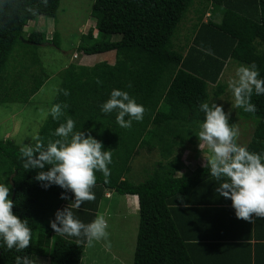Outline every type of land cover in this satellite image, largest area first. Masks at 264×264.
<instances>
[{
    "label": "trees",
    "instance_id": "1",
    "mask_svg": "<svg viewBox=\"0 0 264 264\" xmlns=\"http://www.w3.org/2000/svg\"><path fill=\"white\" fill-rule=\"evenodd\" d=\"M59 4L60 0H0L1 103H27L48 79L47 74L42 78L32 69L40 65V59L28 49L46 43L45 34L24 32L38 16H56ZM207 11L211 14L204 21ZM192 12L197 14L195 31L191 36L178 35L183 34V24ZM92 16L97 34L91 30L83 34L79 50L87 55L115 52L114 62L71 63L60 75L59 90L38 133L47 144L57 138L54 130L71 118L74 131L90 133L112 153L107 180L96 173L94 199L72 209L74 216L84 223L92 221L103 211L99 206L113 200L104 197L107 190L114 197L137 195L139 229L133 264H199L216 251L212 249V255L208 251L199 261L191 249L195 245L221 246L216 254L224 261L223 244L218 240L227 247L235 244L223 240L227 239L223 230L235 216L231 200L216 192L218 184L204 165L180 176L176 173L184 167V149L199 143L196 133L204 114L198 106L213 96L222 97L227 87L222 75L229 63L255 64L264 78V0H95ZM55 39L52 43L58 47ZM19 53L28 59L21 62L15 55ZM114 88L129 92L144 106L143 119L133 121L129 128L117 125L115 111H100ZM250 102L256 106L254 113L238 109L254 125L247 147L264 152V95L253 93ZM225 103L220 102L228 112ZM56 104L62 106L63 115L53 120L50 109ZM236 122L229 117L230 124L236 126ZM20 147L0 138V176H6L9 183L13 212L28 220L31 240L23 253L0 248V264H15V257L24 254L48 256L51 264H83L86 240L49 227L57 209L71 204L72 193L61 199L65 190L59 186L43 188L35 180L38 170L23 168ZM143 148L160 150L162 159L147 178L135 183L129 179L133 159ZM255 218L248 224L257 229ZM208 239L212 242H200Z\"/></svg>",
    "mask_w": 264,
    "mask_h": 264
},
{
    "label": "clouds",
    "instance_id": "2",
    "mask_svg": "<svg viewBox=\"0 0 264 264\" xmlns=\"http://www.w3.org/2000/svg\"><path fill=\"white\" fill-rule=\"evenodd\" d=\"M41 2L47 3V0ZM46 41L49 42L45 34ZM97 84H100L99 80ZM228 88L233 98L232 108L254 113L256 106L250 102L251 96L253 93L264 95V78L260 77L255 64L240 65L235 69L234 78L229 80ZM64 95H68L67 90ZM198 107L204 114L196 133L198 147L206 160L204 166L208 174L218 184L216 192L231 200L238 219L251 222L254 217L264 218V152L250 151L247 145L238 142V129L229 123V113L221 104L211 100L201 102ZM144 110L134 96L118 88L112 89L109 98L100 105L102 113L116 112L115 121L121 128H129L133 121H141ZM50 115L57 120L63 115L62 106L53 105ZM74 127L75 122L67 118L54 130L53 136L57 138L47 144L33 136V144L20 147V158L26 171L38 170L35 180L41 182L43 188L59 186L65 190L61 199H68L66 193H72L71 204L57 209L55 218L49 221V227L55 233L83 237L88 243L106 241L108 225L103 215L98 214L92 221L84 223L74 216L72 209L94 199L92 188L96 173H102L107 180L112 153L90 133L74 131ZM13 203L9 184L0 182V248L23 253L30 244L31 228L27 219L13 212ZM15 264H34V260L26 254L17 255Z\"/></svg>",
    "mask_w": 264,
    "mask_h": 264
},
{
    "label": "rangeland",
    "instance_id": "3",
    "mask_svg": "<svg viewBox=\"0 0 264 264\" xmlns=\"http://www.w3.org/2000/svg\"><path fill=\"white\" fill-rule=\"evenodd\" d=\"M94 2L95 0H60L56 16H38L25 27L24 35H28L33 31H42L46 34L48 41L51 42L46 41V44L28 48L33 52L36 51V56L40 59V65H36L32 69L42 78H45V74H47L48 79H46L39 92L27 103L0 102L1 139H10L21 147L34 143L32 137L38 136L39 129L48 117L49 106L51 107V103L59 90L60 75L71 63L92 66L101 61L114 62L115 52L87 55L79 50L83 34L88 33L89 30L93 31V34H97L95 29L96 18L92 16ZM195 16L197 14L194 12L189 14L183 24L185 27L183 34L177 32L178 35L191 36V33L195 31L193 21ZM183 25L181 24L180 28H183ZM54 36H56L54 42L58 43V47L52 43ZM117 38V35L113 36V40ZM15 55L18 56L21 62L28 59L24 55L21 56L20 53ZM234 62L236 61L232 60L229 63L230 67L228 66L229 68L227 67L228 69L226 68L222 75V80L224 79L227 82L222 97L213 96L211 100L217 104L223 101L227 103L226 110L229 117L237 119L238 142L247 145L252 137L254 125H251L250 121L243 119L238 114V108L231 107L233 98L228 88V82L234 78L235 69L240 66ZM198 144L196 146L188 145L182 152L181 160L185 163H183V169L176 173L177 176L186 171H194L198 166L206 164L203 152L199 149ZM207 152L208 150L205 148V153ZM161 159L160 150L154 149L148 152L147 149L143 148L140 155L133 159L132 173L130 177L128 176L129 179L135 183L144 180L148 177L155 163ZM5 177L4 175L0 176V182L8 183ZM121 198H123V195H115L110 205L107 203L103 205V209L106 207L107 212L112 215V226H110V220L106 216V212L101 211L99 213L107 221L108 238L106 241H93L84 248L83 264H133L139 218L136 217L126 221L127 215ZM109 228L112 229L109 230ZM45 251H48V249L46 248ZM32 259L34 264H51L49 257L45 255L34 254Z\"/></svg>",
    "mask_w": 264,
    "mask_h": 264
},
{
    "label": "crops",
    "instance_id": "4",
    "mask_svg": "<svg viewBox=\"0 0 264 264\" xmlns=\"http://www.w3.org/2000/svg\"><path fill=\"white\" fill-rule=\"evenodd\" d=\"M211 13L207 11L205 14L204 18L208 17ZM218 18V15L216 16ZM204 21L206 19H203ZM196 34V33H195ZM192 44V42L190 43ZM185 163V162H183ZM104 197L107 199L114 198L113 191L107 190L104 194ZM121 200L124 203V210L126 211L127 219H134L137 217L139 218V200L137 195H132V194H127L123 195V198ZM104 202H106L104 200ZM108 204V203H107ZM104 205V204H103ZM103 205L99 206V208L103 209ZM97 212V211H96ZM103 212H106V216L110 220V226H112V219L110 213L107 212L106 207L103 209ZM99 213V212H98ZM233 220H228L225 221L227 222V228L226 230H223L225 233L223 238L224 241H233L235 244L232 246H223L225 245L223 241L219 243L223 244L222 249L220 251V255L222 258L225 257L224 261H221L218 258V254H216L217 250L221 246H214L209 247V246H192V252L194 257H198L197 260L202 261L206 253L209 251V254L212 255V249H214L215 253L213 254L212 257H209V259L205 260L204 264H264V218L257 217L255 218V223L257 222L258 228L254 229L253 224L252 226L248 224V221L243 220V219H238L236 216H232ZM243 220V221H242ZM253 228V234L256 232L254 235L252 234V228ZM229 228V229H228ZM112 228H109V230ZM249 232L252 235H249ZM234 236V240H231ZM221 237H222V232H221ZM105 242V241H103ZM202 243H211L212 241L208 239L207 240H202L200 241ZM89 243L87 241L84 242V248L88 245ZM216 247V249H215ZM205 249V250H204ZM199 263V264H202Z\"/></svg>",
    "mask_w": 264,
    "mask_h": 264
}]
</instances>
